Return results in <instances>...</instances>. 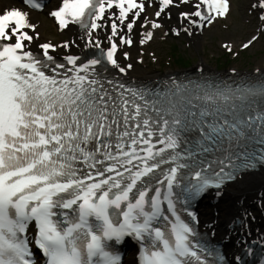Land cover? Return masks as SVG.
<instances>
[{
	"label": "snow or ice",
	"instance_id": "obj_1",
	"mask_svg": "<svg viewBox=\"0 0 264 264\" xmlns=\"http://www.w3.org/2000/svg\"><path fill=\"white\" fill-rule=\"evenodd\" d=\"M172 4L159 0L156 16ZM106 7L119 10L121 24L145 10L142 0H62L50 12L60 30L78 25L85 47L99 49L66 63L50 43L31 50L38 36L25 31L35 32L25 11L0 13V264H38L33 246L39 264H122L119 246L129 242L138 264H225L191 209L207 190L219 196L239 172L264 166V74L235 84L173 80L165 91L129 87L108 75V65L132 67L114 58L117 44H92ZM194 7L181 13L189 24L190 16L212 24L230 10L228 0ZM252 7L264 9V0ZM231 264L247 261L237 255Z\"/></svg>",
	"mask_w": 264,
	"mask_h": 264
},
{
	"label": "rangeland",
	"instance_id": "obj_2",
	"mask_svg": "<svg viewBox=\"0 0 264 264\" xmlns=\"http://www.w3.org/2000/svg\"><path fill=\"white\" fill-rule=\"evenodd\" d=\"M233 1V12L231 19L233 25L228 29V31H221L219 28L211 29L206 33L205 37L191 45L189 49L188 59L192 63H198L199 61H205V63L210 64L213 67H218L219 57L221 53L219 51L220 41H242L247 39L246 30L240 26L241 17H243V8L249 4L250 0H232ZM44 26V25H43ZM179 45L181 52H184L186 48L183 43L176 42ZM168 43L160 44L155 46L154 49L158 52L157 57L160 56L167 57ZM215 55L213 59H210L209 54ZM194 64V66H195ZM164 65V64H163ZM160 65L161 71H167L168 67L165 65ZM235 68H243L244 70H251L253 67H258L260 69L264 68V37H262L258 42H256L247 52L243 53L238 57L230 66ZM153 66V64H150Z\"/></svg>",
	"mask_w": 264,
	"mask_h": 264
},
{
	"label": "bare ground",
	"instance_id": "obj_3",
	"mask_svg": "<svg viewBox=\"0 0 264 264\" xmlns=\"http://www.w3.org/2000/svg\"><path fill=\"white\" fill-rule=\"evenodd\" d=\"M136 74L140 75L141 73L139 71H136ZM255 189H257L258 191L264 189V171L243 177L240 181H237L234 185L227 189L224 198L226 200V205L227 207H229V209L225 212L223 216L220 217L221 224L226 219H229L230 216H233L234 212L240 210L239 207H237L239 206V204L236 203H239L240 199H247L248 197L252 196V190ZM255 197L256 196H254V198ZM243 204H245V202H243ZM260 223H264V220L262 218H260Z\"/></svg>",
	"mask_w": 264,
	"mask_h": 264
}]
</instances>
